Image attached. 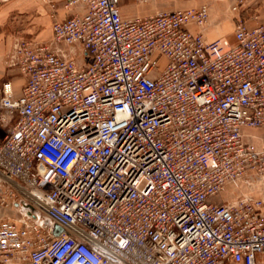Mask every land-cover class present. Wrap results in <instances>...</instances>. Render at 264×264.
<instances>
[{
    "label": "built area",
    "instance_id": "obj_1",
    "mask_svg": "<svg viewBox=\"0 0 264 264\" xmlns=\"http://www.w3.org/2000/svg\"><path fill=\"white\" fill-rule=\"evenodd\" d=\"M77 5L50 41L8 54L24 83L0 84L17 210L0 220V264H264V197L218 199L264 165L243 139L264 130V23L236 17L233 40L209 39L206 5L63 7Z\"/></svg>",
    "mask_w": 264,
    "mask_h": 264
},
{
    "label": "crops",
    "instance_id": "obj_2",
    "mask_svg": "<svg viewBox=\"0 0 264 264\" xmlns=\"http://www.w3.org/2000/svg\"><path fill=\"white\" fill-rule=\"evenodd\" d=\"M67 0H0V84L3 81H11L13 91L18 94L24 83V76L17 67L10 66L8 54L11 53L13 44L23 38H32L40 42H48L52 38V24L55 20L63 19L71 13L82 12L84 7L77 5L70 9L63 7ZM234 0H118V9L122 17L133 18L144 16L159 11L174 9H187L197 7L201 4L208 5L209 18L214 27L219 30L209 35V39L227 34L225 26L226 11ZM262 1V12L259 19L255 20L264 23V0ZM208 18V24H210ZM252 18L246 19L248 24ZM229 33V32H228ZM233 40V27L232 35ZM67 51L69 47L62 45ZM72 54V53H70ZM79 57L78 55H72ZM261 131V132H259ZM243 139L255 149L257 145L264 149L263 129H243ZM254 177L248 174L238 185H228L218 195L220 201H228L230 197L239 192H248L264 197V177L261 188L253 186ZM9 179H0V220L16 217L17 210L9 200ZM226 264V263H224ZM240 264V263H227Z\"/></svg>",
    "mask_w": 264,
    "mask_h": 264
},
{
    "label": "rangeland",
    "instance_id": "obj_3",
    "mask_svg": "<svg viewBox=\"0 0 264 264\" xmlns=\"http://www.w3.org/2000/svg\"><path fill=\"white\" fill-rule=\"evenodd\" d=\"M235 4V0L233 1L232 5L230 6V8L228 9V11H226V18H225V26L227 27V34H225V36L227 37H230L232 35V27L234 28V21H235V18L236 17H242L244 18L245 20L246 19H249L252 18L254 15L256 16L255 19H251L249 21L250 22H253L255 20H258L259 17V14H261L262 12V1L261 0H243L242 3L240 5L237 6L236 9H232V6ZM201 5H206V4H201ZM199 5V6H201ZM197 6V7H199ZM208 7V5H206ZM197 7H192V8H197ZM209 11V9H208ZM211 20H212V17H211ZM211 20L209 18V21H210V24H208L207 26V30H206V37L209 38V35L210 34H213L214 32H216L217 30H219L218 27H214L213 23H211ZM229 32V33H228ZM220 36H224V35H220ZM76 60L77 61H83L85 60V58H82V57H76ZM261 132V131H259ZM257 149L258 150H261V146L260 145H257ZM261 169V170H260ZM249 174L252 175L254 177V184L253 186L254 187H257V188H261V185H262V180H263V177H264V165L263 167H260L258 170L257 169H251L249 170ZM15 216L16 215V212H14Z\"/></svg>",
    "mask_w": 264,
    "mask_h": 264
},
{
    "label": "water",
    "instance_id": "obj_4",
    "mask_svg": "<svg viewBox=\"0 0 264 264\" xmlns=\"http://www.w3.org/2000/svg\"><path fill=\"white\" fill-rule=\"evenodd\" d=\"M61 230V227L55 226V234L59 233Z\"/></svg>",
    "mask_w": 264,
    "mask_h": 264
}]
</instances>
